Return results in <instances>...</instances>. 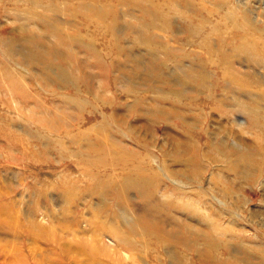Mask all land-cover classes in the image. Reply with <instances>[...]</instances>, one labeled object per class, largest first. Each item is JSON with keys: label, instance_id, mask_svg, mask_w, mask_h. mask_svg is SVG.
Instances as JSON below:
<instances>
[{"label": "rangeland", "instance_id": "obj_1", "mask_svg": "<svg viewBox=\"0 0 264 264\" xmlns=\"http://www.w3.org/2000/svg\"><path fill=\"white\" fill-rule=\"evenodd\" d=\"M0 264H264V0H0Z\"/></svg>", "mask_w": 264, "mask_h": 264}, {"label": "bare ground", "instance_id": "obj_2", "mask_svg": "<svg viewBox=\"0 0 264 264\" xmlns=\"http://www.w3.org/2000/svg\"><path fill=\"white\" fill-rule=\"evenodd\" d=\"M96 12V11H95ZM98 12V11H97ZM164 19H166L165 17H163ZM230 20H231V18L230 17H228ZM249 20H250V18H249ZM245 25V24H244ZM247 26V25H246ZM240 29V28H239ZM206 41V40H205ZM208 44V42L207 43H205L204 45H207ZM248 58H249V60H253V58L252 59H250L251 58V55H250V53H249V56H248ZM248 60V59H247ZM253 121L254 122H256V123H260V121H258V118L257 117H255V118H253ZM90 251H92V253H96L97 251H99V250H97L96 248H92ZM91 253V252H90Z\"/></svg>", "mask_w": 264, "mask_h": 264}]
</instances>
